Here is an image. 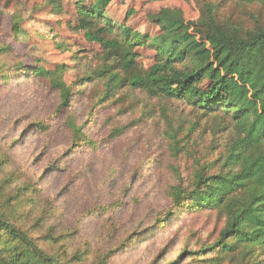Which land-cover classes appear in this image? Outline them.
Instances as JSON below:
<instances>
[{"label": "rangeland", "instance_id": "374dc122", "mask_svg": "<svg viewBox=\"0 0 264 264\" xmlns=\"http://www.w3.org/2000/svg\"><path fill=\"white\" fill-rule=\"evenodd\" d=\"M206 7L218 23L241 34L264 24V7L241 0H112L103 20L112 32L103 36L121 46L116 52L86 40L75 0H0V151L9 157L4 175H13L10 191L34 186V202L47 204L36 210V216L45 215L42 235L60 237L49 252L65 259L82 254L81 263L69 264H98L104 257L107 264L246 263L237 256L214 262L216 252L202 263L183 258L218 239L223 222L208 211L174 209L164 224L157 223L171 208L165 193L177 184L172 168L188 187L194 161H213V143L232 138L219 130L229 118L203 117L185 101L150 97L130 81L156 61L147 38L158 33L153 16L174 9L195 22ZM14 17L19 34L12 30ZM135 35L147 42L137 45ZM127 40L137 46L130 48ZM122 51L131 52L129 68L119 58ZM38 68L60 77L63 91L31 72ZM64 94L71 99L65 106ZM70 118L81 130L77 141L66 125ZM174 132L188 145V154L176 159L167 144ZM23 227H30L29 219Z\"/></svg>", "mask_w": 264, "mask_h": 264}, {"label": "trees", "instance_id": "16d2710c", "mask_svg": "<svg viewBox=\"0 0 264 264\" xmlns=\"http://www.w3.org/2000/svg\"><path fill=\"white\" fill-rule=\"evenodd\" d=\"M75 1L86 40L118 52L121 46L103 36V32H112L103 23L104 11L112 0H96L90 7L82 5L84 0ZM241 1L264 7V0ZM52 7L59 8L57 4ZM151 21L158 28L157 34L147 37L156 51V61L144 75L133 74L131 84L144 89L150 97L185 101L203 117L220 113L229 118L228 124L219 127L220 132H232L228 142L213 143V161H194L193 179L188 187L182 185L178 169L172 168L177 184L165 193L171 208L157 223L164 224L174 215V209L182 208L179 210L191 214L208 211L223 222L218 239L197 252H184L183 258L202 263L203 256L216 252L214 262L237 256L245 264H264V24L241 34L232 25L218 23L207 7L195 22H186L182 12L174 9L160 10ZM18 24L14 17L15 34L21 32ZM121 33L126 38L128 31ZM134 38L137 45L142 40L147 42L139 35ZM127 42L130 48L137 46ZM119 58L125 68L133 63L130 51H122ZM31 72L63 91L61 78H56L55 73L39 68ZM202 85L204 89H200ZM65 95L63 106L71 102ZM66 125L74 141L83 138L72 118ZM193 130H188L185 139ZM179 136V132L167 135L168 150L174 159L188 154V145ZM0 155V264H69L70 260L81 263L82 254L65 259L62 252H49L48 247L60 237L55 238L52 231L42 235L45 215L36 216V210L45 209L47 204L34 202L29 193L35 188L29 183L9 190L15 184L13 175H4L9 157L1 151ZM28 219L30 227L24 228ZM108 259L104 257L98 264H107Z\"/></svg>", "mask_w": 264, "mask_h": 264}]
</instances>
